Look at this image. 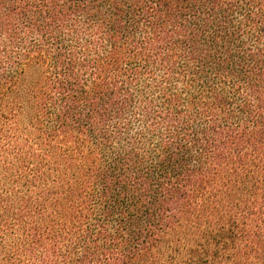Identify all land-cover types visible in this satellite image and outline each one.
Listing matches in <instances>:
<instances>
[{"label": "trees", "instance_id": "trees-1", "mask_svg": "<svg viewBox=\"0 0 264 264\" xmlns=\"http://www.w3.org/2000/svg\"><path fill=\"white\" fill-rule=\"evenodd\" d=\"M238 237L264 264V0H0V264Z\"/></svg>", "mask_w": 264, "mask_h": 264}, {"label": "rangeland", "instance_id": "rangeland-1", "mask_svg": "<svg viewBox=\"0 0 264 264\" xmlns=\"http://www.w3.org/2000/svg\"><path fill=\"white\" fill-rule=\"evenodd\" d=\"M226 170H228V168H225V171ZM228 181H230L231 183V185H232V183H234L233 181H232V179H228ZM240 210L241 211H243V213H244V209L242 208V207H240ZM243 213H242V215H243ZM235 241H236V243H237V247H243V250H246V251H248V257H249V264H251V262L253 263L254 262V259H256L257 258V256H256V252L254 251V249L253 248H251L249 245L251 244V242H250V239L249 238H235ZM236 250H238V248H236V249H234V248H231V252H232V258L234 259H232L229 263L230 264H246L245 263V261H244V259L243 258H239V257H237L236 256V254H237V251ZM164 251V252H163ZM161 253H163V255L160 253L158 256H157V258H155L154 259V264H175V262H172V261H170V258H169V256H168V253L170 252L169 250H168V248H166V249H164ZM234 252V253H233ZM242 253V252H241ZM245 256H246V254H244ZM185 257V254H183L182 256H181V258H184ZM262 257V256H261ZM251 259V260H250ZM261 261H262V259H260Z\"/></svg>", "mask_w": 264, "mask_h": 264}]
</instances>
